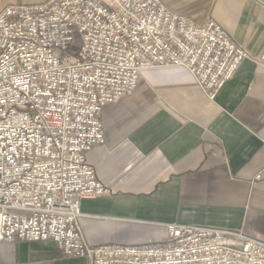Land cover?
I'll use <instances>...</instances> for the list:
<instances>
[{"label":"built area","instance_id":"2783aa9c","mask_svg":"<svg viewBox=\"0 0 264 264\" xmlns=\"http://www.w3.org/2000/svg\"><path fill=\"white\" fill-rule=\"evenodd\" d=\"M244 60L248 51L212 17L198 24L160 0L4 7L0 245L50 241L86 264H264L263 240L201 225L139 222L153 240L93 246L84 238L93 217L81 210L107 192L87 162L104 143L102 111L135 91L140 71L183 68L213 100ZM255 63L264 68V48Z\"/></svg>","mask_w":264,"mask_h":264},{"label":"crops","instance_id":"0c3cea01","mask_svg":"<svg viewBox=\"0 0 264 264\" xmlns=\"http://www.w3.org/2000/svg\"><path fill=\"white\" fill-rule=\"evenodd\" d=\"M47 0H0L8 5ZM201 24L221 25L250 55L210 100L183 68L142 70L135 91L101 114L104 143L87 162L107 192L81 203L93 246L153 240L139 222L242 230L264 241V3L160 0ZM0 264H86L54 242L0 245ZM202 264V263H199Z\"/></svg>","mask_w":264,"mask_h":264},{"label":"water","instance_id":"95a60500","mask_svg":"<svg viewBox=\"0 0 264 264\" xmlns=\"http://www.w3.org/2000/svg\"><path fill=\"white\" fill-rule=\"evenodd\" d=\"M262 2H264V0H261Z\"/></svg>","mask_w":264,"mask_h":264}]
</instances>
